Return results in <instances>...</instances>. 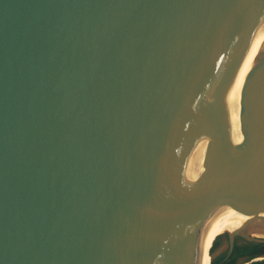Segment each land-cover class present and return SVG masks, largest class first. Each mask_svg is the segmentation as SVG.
<instances>
[{"label": "water", "instance_id": "95a60500", "mask_svg": "<svg viewBox=\"0 0 264 264\" xmlns=\"http://www.w3.org/2000/svg\"><path fill=\"white\" fill-rule=\"evenodd\" d=\"M222 208L264 242V0H0V264H201Z\"/></svg>", "mask_w": 264, "mask_h": 264}, {"label": "trees", "instance_id": "16d2710c", "mask_svg": "<svg viewBox=\"0 0 264 264\" xmlns=\"http://www.w3.org/2000/svg\"><path fill=\"white\" fill-rule=\"evenodd\" d=\"M220 237L212 240L207 250V256L213 253L219 245ZM213 245V246H212ZM246 262V263H244ZM264 264V242H249L237 237L231 254L228 251L213 257L210 264Z\"/></svg>", "mask_w": 264, "mask_h": 264}, {"label": "bare ground", "instance_id": "6f19581e", "mask_svg": "<svg viewBox=\"0 0 264 264\" xmlns=\"http://www.w3.org/2000/svg\"><path fill=\"white\" fill-rule=\"evenodd\" d=\"M250 217L249 214L233 208H222L215 211L212 218L210 233L203 249L201 264H209L207 260V250L212 240L228 232L234 233L235 230L240 228Z\"/></svg>", "mask_w": 264, "mask_h": 264}, {"label": "rangeland", "instance_id": "374dc122", "mask_svg": "<svg viewBox=\"0 0 264 264\" xmlns=\"http://www.w3.org/2000/svg\"><path fill=\"white\" fill-rule=\"evenodd\" d=\"M219 237H220L219 245H218V247L215 249V251L213 253L214 256H218L222 252V250L225 248V246H226V244L228 243V240H229L228 233H225V234H223V235H221ZM211 258H212L211 254H209L207 256V260L209 261V264L211 263Z\"/></svg>", "mask_w": 264, "mask_h": 264}]
</instances>
